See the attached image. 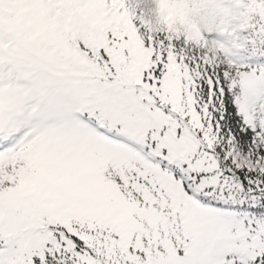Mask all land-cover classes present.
<instances>
[{"label": "snow or ice", "instance_id": "snow-or-ice-1", "mask_svg": "<svg viewBox=\"0 0 264 264\" xmlns=\"http://www.w3.org/2000/svg\"><path fill=\"white\" fill-rule=\"evenodd\" d=\"M84 3L0 29V264H264V68Z\"/></svg>", "mask_w": 264, "mask_h": 264}, {"label": "clouds", "instance_id": "clouds-1", "mask_svg": "<svg viewBox=\"0 0 264 264\" xmlns=\"http://www.w3.org/2000/svg\"><path fill=\"white\" fill-rule=\"evenodd\" d=\"M226 2L230 7L224 6ZM125 4L129 9L128 0H120V7ZM136 4L148 5L141 8V14L148 18L146 22L153 29L171 28L193 43L202 39L201 27L205 25L207 13L219 10L224 16L222 32L228 39L220 52L226 58L243 48L245 41L239 36L241 31L247 30L257 17V22L264 21V0H136ZM45 20L48 30L61 28L64 32L78 27L91 30L97 23L92 6L86 5L84 0H3L0 3L2 30L18 33L34 28L37 31L32 38L36 39L45 28L42 24Z\"/></svg>", "mask_w": 264, "mask_h": 264}, {"label": "rangeland", "instance_id": "rangeland-1", "mask_svg": "<svg viewBox=\"0 0 264 264\" xmlns=\"http://www.w3.org/2000/svg\"><path fill=\"white\" fill-rule=\"evenodd\" d=\"M148 5L146 4H139L137 6L136 0H128V7L130 11L132 9H135L134 15H133V23L136 25L142 34L146 33L147 30L142 27V22L147 21V17L143 16L141 14V8H146ZM225 7H230V4L227 2L224 5ZM258 19V18H256ZM224 20L223 14L219 10H211L207 13L206 15V21L205 25L201 27V33H202V39L198 43H193L187 40L186 36L184 34H180L178 39L174 38L173 42H176L180 38L182 39L181 45L176 46V49L179 51L180 49H185L189 55H196L199 56L201 55L204 51L207 50V48H220L221 46L227 44L228 39L225 35H223L222 29H223V23L222 21ZM255 21V20H254ZM246 33V34H245ZM244 34L246 35L245 39L243 38ZM157 40H161L162 38L167 35L166 33H152ZM239 36L245 41V46L240 49L239 51L236 52L234 56H229V57H224L221 54V59H227L231 61V58L237 57L234 62V64L241 65L240 61H242L244 70L245 71H251L253 69L259 70L261 68H264V58L260 57L259 55L262 53L261 56L264 55V44H260L259 38L257 37L256 42L257 43H252L256 36L255 34L249 35L247 34V30L241 31L239 33ZM247 42V43H246ZM199 45H206L205 48L200 47ZM247 46L249 48V53L248 55L242 56V54L247 53ZM259 48L262 49V52H259ZM248 59L251 60V62H247ZM260 63L261 66L258 68L256 67L255 62Z\"/></svg>", "mask_w": 264, "mask_h": 264}, {"label": "trees", "instance_id": "trees-1", "mask_svg": "<svg viewBox=\"0 0 264 264\" xmlns=\"http://www.w3.org/2000/svg\"><path fill=\"white\" fill-rule=\"evenodd\" d=\"M252 23L255 24V21L253 20ZM256 31H257L256 28H249V29H247V34L249 33V35H251V34L253 33V34H255V36H256ZM162 39H163V38H162ZM162 39H161V40H162ZM256 39H257V36H256V38L254 39L255 43H257V42H256ZM181 42H182V39L180 38L179 40H177L176 42H173V43H174V45L179 46V45H181ZM255 43H254V44H255ZM258 51H259V52H262V49L259 48ZM261 55H262V53H261L259 56L264 58V55H263V56H261Z\"/></svg>", "mask_w": 264, "mask_h": 264}]
</instances>
